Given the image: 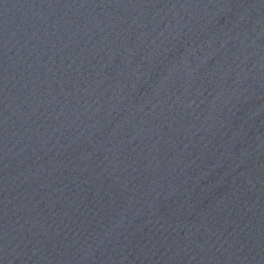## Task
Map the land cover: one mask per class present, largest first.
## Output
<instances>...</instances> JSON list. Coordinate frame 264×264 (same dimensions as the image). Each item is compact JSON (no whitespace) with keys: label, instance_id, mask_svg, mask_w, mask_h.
<instances>
[{"label":"water","instance_id":"water-1","mask_svg":"<svg viewBox=\"0 0 264 264\" xmlns=\"http://www.w3.org/2000/svg\"><path fill=\"white\" fill-rule=\"evenodd\" d=\"M0 264H264V0H0Z\"/></svg>","mask_w":264,"mask_h":264}]
</instances>
